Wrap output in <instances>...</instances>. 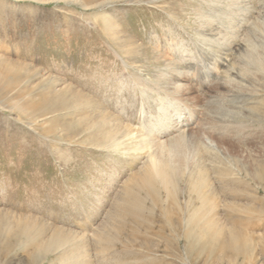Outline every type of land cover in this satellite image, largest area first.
Wrapping results in <instances>:
<instances>
[{
    "label": "rangeland",
    "instance_id": "1",
    "mask_svg": "<svg viewBox=\"0 0 264 264\" xmlns=\"http://www.w3.org/2000/svg\"><path fill=\"white\" fill-rule=\"evenodd\" d=\"M168 120L189 133L177 202L155 182L160 204H123L143 143L175 138ZM204 133L221 158L199 150ZM204 159L218 224L193 228L183 180ZM247 172L264 177V0H0V264H264V189ZM133 209L154 228L137 240Z\"/></svg>",
    "mask_w": 264,
    "mask_h": 264
},
{
    "label": "bare ground",
    "instance_id": "2",
    "mask_svg": "<svg viewBox=\"0 0 264 264\" xmlns=\"http://www.w3.org/2000/svg\"><path fill=\"white\" fill-rule=\"evenodd\" d=\"M45 99H47V98H45ZM42 102H44V101H42ZM171 104H172V102H170L169 105H171ZM163 111H166V110L163 109ZM168 121H169V125L167 127L168 129L165 132H163L162 130L161 131L163 133H165V134H166V132L175 133V135H174L175 138L172 139V140H169V141H164V140L157 141V140H154V141H150V143H148V142H144L143 143L141 149H143L144 151L148 150L149 156H148L147 162L145 163L144 167L142 169H140L139 172L134 173L135 175L133 177L129 178V181L127 182V185H125L126 186V191H125L126 192V196L124 197L123 204L129 203L130 206H133V207L134 206H138V205H140L139 203H141L142 199H144V198L147 199V197L152 199V204L154 206H156L157 204H160L159 203V202H161L160 201V197H159L158 194H156L155 189L152 188L153 184L155 182L159 183L162 188L166 189V196H167L166 201L167 202L168 201H172L173 205H174L175 202H177L176 198L174 197V195L172 196L170 194V191H169L170 187L173 184V178H174L173 176L176 174L175 173L176 169L179 168V166H178L179 160L175 158V154H174L173 150H174V145L179 144L180 142H181L180 144H182V143H185L187 141V137H185V136H187L189 133L188 134H184L182 132L184 130L177 128L178 124H176L173 120H168ZM188 124H189V122H188ZM180 127H181V125H180ZM205 134L206 133L202 134L201 138L198 139V141H199L198 142V148L201 147L199 150L202 149L203 151H206L208 156L213 154L214 157L216 156V158L217 157L221 158L222 157V152H223L221 146L217 142L213 141L211 139V137H209L208 135H205ZM109 135L111 137H113L115 135V132L111 131V132H109ZM157 143H160V144L156 145ZM162 147L163 148L164 147H169V156H167L168 153L166 155H164V153L162 151L163 149H160ZM205 160H207V159H204V162H205ZM185 163H187V162H185ZM186 167H188V170H187V175L186 176L184 175L185 178L183 180V184H184V190H186V194L188 196L187 208L189 206H191V205H194V204L197 205V208L194 209V211L188 210L189 220L191 222H192V220H194L192 222L193 223L192 224L193 228H196V224L197 223L195 224L194 222L196 220H199V218H197V217L200 214H202L204 216V219L208 218L209 216H212L213 219H210L211 222H209V225L217 226L218 219H217L216 216L219 215V214H218V211H216V207L218 205H216V204H215L216 206L213 205L214 202H216V201H214V199L212 200L211 199L212 196L210 194H208L204 190V188L207 186V180L206 179H207V177H209V173H210L209 168H210V166H207L206 162L203 163V160L202 161L201 160L200 161H196L195 160V161H192L191 164H187ZM247 175L248 176L250 175L251 178H256V181H258L261 184L260 188L264 189V183H263L264 177H263L262 172H260V173L259 172H247ZM234 183H235V181H234ZM154 187H156V185ZM141 190L145 191L144 195H142L143 193H141ZM152 191H153V193H151ZM175 206H177V205H175ZM145 210H138L137 211V209H133V211H127V213H126L127 215H124V216H131L132 220L134 222V226L131 224L132 228L130 230H128V235L131 238H133V239H135V238L139 237L140 235H142L140 229H150L151 231H153V229H154L153 227L148 226L149 225L148 220H143V219H138L137 218V216L140 215V214L142 215L145 212ZM121 211L122 210H120V212ZM168 211H167V213H168ZM174 212H175V214H177V211H174ZM148 213H149V216L152 217V219L153 218L155 219L152 210H149ZM175 217H176V219L179 220V224H180V221H182V216L178 213L177 215H175ZM186 218H187V215H186ZM19 220L20 221H18L17 229L15 231L23 232V227H24V230L27 233L31 232V227L28 224V220L27 219L22 220L21 218ZM212 220H214V221H212ZM123 224H124V222H122L118 227L122 229L123 228ZM167 224H169L171 230L172 229L174 230V228H175V231H177L178 233L182 229V227H180V225L175 226L177 224V222L168 221ZM124 226H125V224H124ZM41 227H43V226H41ZM164 231H165V226H162L158 230V232H159L158 235L160 234V236H163ZM101 232H99L98 235H100V236L103 235V233H101ZM234 232H236V234L234 235L235 237L236 236H239V237L241 236V234H239L240 232H238L237 230H234ZM183 236H186L183 239L184 244H185V239H188L189 235H187V233H184ZM72 237H73V234H72ZM239 237H236V238H239ZM63 239L64 238L62 237L61 231L59 229H56L54 231V233L51 235L49 241L51 242V240H52L53 243L58 246L60 243H62L64 241ZM135 240H137V239H135ZM238 241L240 242L241 238H239ZM221 243H223V242H221ZM178 244L181 245V240H179ZM48 245L49 244L43 245L42 246L43 247L42 250L43 249L48 250L49 248L46 247ZM138 245H139V243H138ZM54 248H57V247H54ZM166 248H168V247H166ZM189 248H191V247H189ZM39 250H40V248H39ZM188 251L192 252L193 250L192 249H188ZM73 257H75V256H73ZM61 258H66V257H61Z\"/></svg>",
    "mask_w": 264,
    "mask_h": 264
}]
</instances>
